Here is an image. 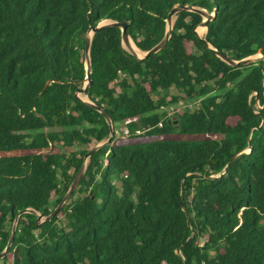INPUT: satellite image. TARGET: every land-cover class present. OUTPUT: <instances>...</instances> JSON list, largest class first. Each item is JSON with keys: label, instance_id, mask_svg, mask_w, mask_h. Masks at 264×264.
<instances>
[{"label": "trees", "instance_id": "16d2710c", "mask_svg": "<svg viewBox=\"0 0 264 264\" xmlns=\"http://www.w3.org/2000/svg\"><path fill=\"white\" fill-rule=\"evenodd\" d=\"M178 5L216 12L213 49L191 11L146 60L125 49L120 28L93 35L85 95L126 136L87 159L69 201L39 225L110 137L76 97L89 29L128 22L147 52ZM259 51L264 0H0V254L16 217L35 211L19 217L0 264H264V60L231 66L216 53ZM172 89L180 96L168 100Z\"/></svg>", "mask_w": 264, "mask_h": 264}, {"label": "water", "instance_id": "95a60500", "mask_svg": "<svg viewBox=\"0 0 264 264\" xmlns=\"http://www.w3.org/2000/svg\"><path fill=\"white\" fill-rule=\"evenodd\" d=\"M182 11H191V12H194V13H197L199 15H201L204 20L203 22L195 29V33H196V36L199 38V39H202L205 43V46H207L208 48L210 49H213L209 43L205 40V38H202L198 32H197V29L199 27H204L206 29V33L208 31V23L213 21L214 18L216 17V12L215 13H212V14H209L207 12V10L205 9H201V8H195V7H190V6H183V5H178L177 7H175L170 13H169V16H168V19H167V25H168V32H167V35L166 37L164 38V40L159 43L157 46H155L154 48H152L150 51H147V52H143V56L142 57H139L137 55V53L135 51H133L131 49V43L132 44H135L132 40V38L129 36V33H128V26H129V23L128 22H115V21H110V20H105V21H102L98 24V26L94 27L92 26L90 29H89V32L87 34V38H86V53H85V57H86V67H87V78H86V84L85 86L79 90V92L76 94V97L78 99H80L81 101L87 103L90 107H92L93 109H95L96 111L100 112L107 120L109 126H110V137L107 141V143H101L100 145H98L94 150H91L89 152V154L86 156V161L87 159L96 151L98 150L99 148H101L102 146L108 144H112V139L113 137L115 136V129H114V124H113V121L108 117L106 111L96 105H94L89 99L88 100H84L80 97L81 94H85L86 93V90L88 89V87L92 84V81H91V72H92V68H91V59H90V48H91V43H92V37L94 34L102 31L103 29L107 28V27H117V28H120L121 31H122V41H123V45L125 47V49L132 55H134L135 57H137L138 59L140 60H146L148 59L151 55H154V54H157L158 52H160L167 44V42L170 40L171 38V30L173 29V24H174V21L173 19L175 20L177 14H179L180 12ZM217 55L222 59L224 60L225 62H227L229 65L231 66H243V65H248V64H252V63H255L259 60H264V55L262 54L261 51H259V56L260 57H257V58H253V57H250V58H246L244 60H241V61H234L232 59H227V57L223 54H221L220 52H216ZM85 167H86V162L84 163L80 173L78 174V176L75 178L71 188L69 189V191L66 193V195L64 196L63 200L60 202V204L57 206V208L54 210V212L46 219L43 220V217L41 215L38 216V220H37V223L40 225L42 223H45V222H48V221H51L57 214L58 212L63 208V206L69 201V199L71 198L72 194L74 193V191L76 190L79 182L81 181V179L83 178L84 176V170H85ZM86 171V170H85ZM84 172V173H83ZM24 213H31V214H34L35 211L34 210H25L23 211L22 213H20L17 217H16V220L14 222V226H13V230H12V234H11V239L9 241V244L7 245V248L6 250L0 254V260L5 256L6 254V251L11 247L13 241H14V238H15V233H16V228H17V224H18V220H19V217L24 214ZM189 221V220H188ZM180 253V251H178Z\"/></svg>", "mask_w": 264, "mask_h": 264}, {"label": "rangeland", "instance_id": "374dc122", "mask_svg": "<svg viewBox=\"0 0 264 264\" xmlns=\"http://www.w3.org/2000/svg\"><path fill=\"white\" fill-rule=\"evenodd\" d=\"M205 36H206V33L204 34V36H201V37L202 38H205ZM257 57H260L259 54L257 56H254L253 58H257ZM167 94H168V100L171 99L172 96H180V94L175 89L170 90L169 93H167ZM164 95H166V93H164ZM80 97H82V99H84V100H88V98H87V96L85 94H81ZM84 97H86V98H84ZM179 105L181 107H185V105H188V103H185V102H182L181 101ZM176 109H178V106H169L167 108H163V111H165L167 113V117L168 118H173ZM126 132H127L126 131V127L124 125H119L117 127V129L115 130L116 142H118L121 139H123L126 136ZM115 136H114V138H115ZM103 143H107V141H105ZM87 165H88V160L86 161L85 170L87 168ZM85 170H84V172H85ZM56 199L57 198H55V199L52 200L51 209L56 204ZM75 199H77V197H75ZM44 219L45 218H43V220ZM61 219H62V217H61ZM13 226H14V224H13ZM201 244H203V243L201 242Z\"/></svg>", "mask_w": 264, "mask_h": 264}, {"label": "bare ground", "instance_id": "6f19581e", "mask_svg": "<svg viewBox=\"0 0 264 264\" xmlns=\"http://www.w3.org/2000/svg\"><path fill=\"white\" fill-rule=\"evenodd\" d=\"M173 21H174V19H173ZM197 32H198V34H199L200 36H204V34L206 33V29H205L204 27H199V28L197 29ZM131 49H132L133 51H135L139 57H142V56H143V52H141V51L137 48V46H136L135 44H132V43H131ZM81 98H82V97H81ZM84 98H86V97H84Z\"/></svg>", "mask_w": 264, "mask_h": 264}, {"label": "built area", "instance_id": "2783aa9c", "mask_svg": "<svg viewBox=\"0 0 264 264\" xmlns=\"http://www.w3.org/2000/svg\"><path fill=\"white\" fill-rule=\"evenodd\" d=\"M161 125V124H160Z\"/></svg>", "mask_w": 264, "mask_h": 264}]
</instances>
